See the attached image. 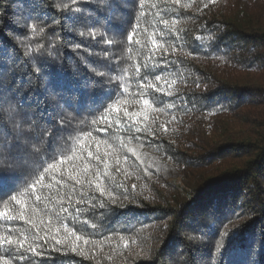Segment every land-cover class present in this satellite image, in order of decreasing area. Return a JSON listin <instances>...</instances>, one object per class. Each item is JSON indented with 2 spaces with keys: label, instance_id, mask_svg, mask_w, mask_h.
<instances>
[{
  "label": "trees",
  "instance_id": "16d2710c",
  "mask_svg": "<svg viewBox=\"0 0 264 264\" xmlns=\"http://www.w3.org/2000/svg\"><path fill=\"white\" fill-rule=\"evenodd\" d=\"M5 168L0 264H264V0H0Z\"/></svg>",
  "mask_w": 264,
  "mask_h": 264
},
{
  "label": "snow or ice",
  "instance_id": "6c2138e0",
  "mask_svg": "<svg viewBox=\"0 0 264 264\" xmlns=\"http://www.w3.org/2000/svg\"><path fill=\"white\" fill-rule=\"evenodd\" d=\"M84 19L86 21L87 18L85 17ZM54 23H58V21H54ZM163 23L167 27L168 22L167 21H163ZM32 28H33V30H35L36 26L32 25ZM40 31L42 32V31H44V29L41 28ZM80 35H83V33H80ZM89 35L94 38L96 33L94 31L90 30L89 31ZM128 39L131 40L132 36L129 35ZM156 79L159 80L160 77H156ZM143 103L145 105H148L150 103V101L148 99H145L143 101ZM114 110L119 112V108L118 107H115ZM125 115L126 116L130 115L127 112L126 109H125ZM102 119H106V117H102ZM115 123L119 124L120 121L117 120V121H115ZM28 128L32 129L34 131V129L32 128V125L29 124ZM11 134H12V137H13V139L11 141V144H10V154L11 155H20L21 158H22L23 154L29 153L30 150L35 151L36 153L39 152V149L36 147L35 144H30L28 142L30 139H32L31 133L29 131H26L25 127L21 123H15L14 124V127H13V130H12ZM43 134H47L48 135L49 144H51L54 141L55 134H54L53 130H47V133H45L44 130H41V133L38 134V135H43ZM22 138H24V139L22 140ZM88 157L89 158H93V153L91 151L88 152ZM94 158H95L96 161H100L101 160V157L98 154L95 155ZM63 161H64V157L61 156L60 162L63 163ZM48 167L49 168H53V167H55V165L49 164ZM47 170L48 169H45V171H47ZM73 171H75V169ZM82 171L83 172H87L88 171V167L86 166ZM13 175L14 174L11 173V171L6 169V168L5 169H0V194H4L5 185H6V183L9 180L13 179ZM70 178L76 179L75 176H71V173H70ZM97 178H98V180L101 179L99 172H97ZM76 182L79 183L80 181L77 180ZM57 183H59V181H57ZM32 187L35 190V184H33ZM97 188L99 189V191L102 194L104 193L105 189L100 187L99 184H97ZM12 198L15 199V197H12ZM40 200H41V197L40 196H36V201L38 202ZM17 203H20V202L17 201ZM64 211H66V209H64ZM0 215L7 216V213L6 212L5 213H0ZM13 218L14 217H12V216H7V219H9V220H11ZM231 234H232L231 232H227L224 235L230 237ZM77 239L79 240L80 237L77 236ZM0 246H8L10 248L19 249V248H23L24 244H23L22 241H15V240H13V238L11 236H8L6 239L5 238H0ZM125 246H127V244ZM221 247L226 248V242H224L223 239H222V241L220 243L217 244V251H219ZM26 250H30V251L35 253V248H33L31 245H29L28 249H26ZM4 264H8V261L5 260Z\"/></svg>",
  "mask_w": 264,
  "mask_h": 264
}]
</instances>
